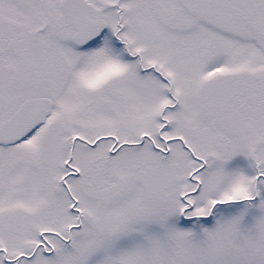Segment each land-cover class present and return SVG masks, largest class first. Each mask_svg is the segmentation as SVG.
Wrapping results in <instances>:
<instances>
[{"label": "snow or ice", "instance_id": "1", "mask_svg": "<svg viewBox=\"0 0 264 264\" xmlns=\"http://www.w3.org/2000/svg\"><path fill=\"white\" fill-rule=\"evenodd\" d=\"M0 264H264V0H0Z\"/></svg>", "mask_w": 264, "mask_h": 264}]
</instances>
